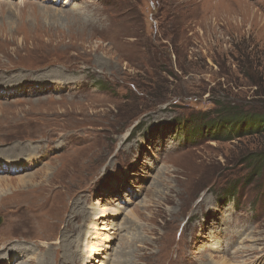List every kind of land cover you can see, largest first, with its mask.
<instances>
[{
  "label": "rangeland",
  "instance_id": "1",
  "mask_svg": "<svg viewBox=\"0 0 264 264\" xmlns=\"http://www.w3.org/2000/svg\"><path fill=\"white\" fill-rule=\"evenodd\" d=\"M233 105L264 111V0H0V158L37 157L0 170V264H57L27 241L61 231L59 264H264V135L202 126ZM52 189L35 225L6 214Z\"/></svg>",
  "mask_w": 264,
  "mask_h": 264
},
{
  "label": "bare ground",
  "instance_id": "2",
  "mask_svg": "<svg viewBox=\"0 0 264 264\" xmlns=\"http://www.w3.org/2000/svg\"><path fill=\"white\" fill-rule=\"evenodd\" d=\"M45 84H47L46 82H42L40 83L39 85L40 86H44ZM7 89H10L12 90L13 87H6ZM56 89L59 90V87H57ZM9 129L10 131H8V135L13 133L15 134V131L16 129L13 128L11 125L9 126ZM73 149H71L70 151H72ZM33 153H30V154H27L25 156H23L22 158L19 157L20 159H16V161L14 162V165H11L12 161H8L9 159H2L0 158V170H2L4 168V166H10V168H15L14 170H18V169H21L22 167H26L28 168L29 165H31L33 162H35V160L37 159L36 158H32V159H29L28 157L31 156ZM22 161V162H21ZM5 162V163H4ZM9 185V184H8ZM85 184L83 183V185L81 186L80 189H78L75 193V198L80 194L81 192V189L82 187L84 186ZM39 187H31V188H24V189H19L18 191L16 192H13L12 194L10 195H7L6 196V200L10 199V198H13V197H26V196H30V195H33V194H37L40 192V190L38 189ZM56 190L52 189L50 191V193H46L45 196L40 200L38 201L36 204L34 205H30V204H19L21 206H19L18 204H15L16 207L14 208H10L9 211L6 213L8 215L9 218H13L14 220H16L17 217H21L23 220H21L18 224L20 223H25L26 221L28 222H31L33 223L34 225L36 224L37 220L42 217L44 214H46V211L47 210H50V203H51V200L52 198L54 199L55 198V195L54 197H52L53 193H55ZM5 200V201H6ZM71 200V199H70ZM71 204L72 202L71 201H68L66 202V205H65V208H66V211H65V217L66 215H68L70 213V211L74 208H71ZM49 207V208H48ZM22 210V211H18L17 210ZM86 206L84 205H81L80 207V210L77 211L79 213V215L82 217V221H77L75 224H71L69 225V230H70V233L72 232V230H76V234L75 235H78L81 237V243L78 244L77 242H74V241H71L70 242V246L69 248V251L73 250L75 252V254L78 256L76 261L73 263H76L77 261H82V258L81 256L79 255V253H81V246L83 247V242L84 240H87V239H93L92 237H88L89 234V231H86L85 230V225L87 223V221L89 220V218H91L88 214H86ZM93 218V217H92ZM71 220V219H70ZM65 223V220L64 222L61 223V225H64ZM66 225V224H65ZM77 225H80V228L77 230ZM16 226V223L13 224V225H10L9 229L7 227H5L4 229V232H1L0 231V235H6L8 233H12V227H15ZM10 230V231H9ZM27 230V229H26ZM55 230V229H54ZM45 235H41L45 238V240H42V242H37V240H31V241H27V243H32L36 246H38L39 248L42 247L46 250H51V252H55L56 254V262L57 264H59V255H60V250H63V249H59V250H56L57 249V245H54L52 246V243L55 242V240L57 241L59 238L63 237V232L61 231V234L57 237V239H52V240H47V239H50L49 235H47L46 232H44ZM228 238L227 242H226V245H228L227 247H224L223 249L221 248V252L222 253H225L227 255L230 256V258L232 257V254H231V248L233 246V243L238 239V235H234L232 234L231 232L229 231H223L220 235H219V238ZM15 238H16V243L17 244H20L18 241H17V238H20L17 234H15ZM86 238V239H85ZM225 238V239H226ZM224 239V240H225ZM8 240H5L3 241V243H0V247L2 245H5V243L7 242ZM50 241V242H49ZM58 242V241H57ZM8 244V243H7ZM9 245V244H8ZM24 248H25V256L24 254L22 253V256H24V259H28L29 258V262H32V258H34L33 256H31V252L29 250L28 247H25L24 245L25 244H21ZM47 248V249H46ZM64 248V249H66ZM5 251V250H4ZM6 252V251H5ZM91 252V251H90ZM14 253V251H13ZM15 255V253H14ZM18 256V255H17ZM23 259V260H24ZM31 259V260H30ZM22 260L19 259V257L17 259L14 260L13 263H11V260H9L8 264H20ZM48 261H51L50 259L48 260H43L41 257L39 259V262L38 264H49ZM87 262V259L84 260V263ZM27 263V262H26ZM25 263V264H26ZM37 263V262H36ZM154 263V262H153ZM102 264V263H101Z\"/></svg>",
  "mask_w": 264,
  "mask_h": 264
},
{
  "label": "trees",
  "instance_id": "3",
  "mask_svg": "<svg viewBox=\"0 0 264 264\" xmlns=\"http://www.w3.org/2000/svg\"><path fill=\"white\" fill-rule=\"evenodd\" d=\"M218 113L213 120L206 121L202 126L208 129L209 135L214 140H231L235 137L245 135H264V111H249L240 105H233L228 108H219ZM197 130L192 128L190 134L193 135ZM188 134L189 138H193ZM257 151H249L245 158V164L250 167L253 173L260 174L264 170V144ZM244 156V157H245Z\"/></svg>",
  "mask_w": 264,
  "mask_h": 264
},
{
  "label": "water",
  "instance_id": "4",
  "mask_svg": "<svg viewBox=\"0 0 264 264\" xmlns=\"http://www.w3.org/2000/svg\"><path fill=\"white\" fill-rule=\"evenodd\" d=\"M2 220H3V218H2V217H0V224L2 223Z\"/></svg>",
  "mask_w": 264,
  "mask_h": 264
}]
</instances>
